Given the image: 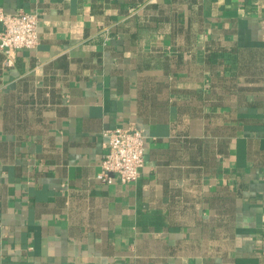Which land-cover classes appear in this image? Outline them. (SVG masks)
Returning a JSON list of instances; mask_svg holds the SVG:
<instances>
[{
  "label": "crops",
  "instance_id": "1",
  "mask_svg": "<svg viewBox=\"0 0 264 264\" xmlns=\"http://www.w3.org/2000/svg\"><path fill=\"white\" fill-rule=\"evenodd\" d=\"M21 10L0 264H264V0H0ZM117 127L146 135L132 183L98 177Z\"/></svg>",
  "mask_w": 264,
  "mask_h": 264
},
{
  "label": "built area",
  "instance_id": "2",
  "mask_svg": "<svg viewBox=\"0 0 264 264\" xmlns=\"http://www.w3.org/2000/svg\"><path fill=\"white\" fill-rule=\"evenodd\" d=\"M0 22V49L5 54V64L11 66L18 51L36 48L40 43V15L26 10L16 13L0 11ZM103 136L106 152L98 177L108 183H112L113 175H118L122 183L137 181L145 162L144 130L117 127L105 130Z\"/></svg>",
  "mask_w": 264,
  "mask_h": 264
}]
</instances>
